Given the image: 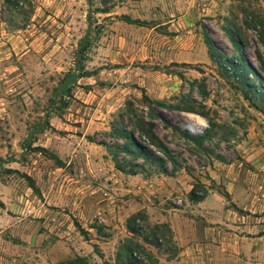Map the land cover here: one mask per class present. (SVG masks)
Instances as JSON below:
<instances>
[{"label":"rangeland","instance_id":"obj_1","mask_svg":"<svg viewBox=\"0 0 264 264\" xmlns=\"http://www.w3.org/2000/svg\"><path fill=\"white\" fill-rule=\"evenodd\" d=\"M73 263L264 264V0H0V264Z\"/></svg>","mask_w":264,"mask_h":264},{"label":"trees","instance_id":"obj_2","mask_svg":"<svg viewBox=\"0 0 264 264\" xmlns=\"http://www.w3.org/2000/svg\"><path fill=\"white\" fill-rule=\"evenodd\" d=\"M206 43L209 45L208 41ZM90 47H91V22L90 20H88V28L84 36L81 38L78 48H77V55H76L77 59L75 61V69L78 72H76L77 74H72L70 78L72 81L75 80V78L78 76H89L90 75V72L84 69V67L81 64V61L79 60V55L84 56V52H86ZM143 97L145 99H148L146 95H144ZM156 103L159 104L160 102L156 101ZM182 133L186 135L187 137H189L190 139H198V136L189 134L188 132H182ZM117 135L124 137L125 139H128L131 143L130 145H132L136 149L138 154L143 156L145 159L152 160V161H161V158L157 156L155 153H153L146 145L136 142L129 132L122 130V132H118ZM204 196H205V193L199 196L197 192H195L194 189H191L190 191L191 200H200ZM136 218L137 216L134 215L130 219L127 220V228L132 234H138V230L136 229V226H135ZM76 226H78V224H76ZM128 242H129L128 244L122 245L121 248L127 255L132 256V247L130 245L132 242L130 240ZM135 246L137 245L135 244ZM76 262H79V260ZM73 264H77V263H73Z\"/></svg>","mask_w":264,"mask_h":264},{"label":"crops","instance_id":"obj_3","mask_svg":"<svg viewBox=\"0 0 264 264\" xmlns=\"http://www.w3.org/2000/svg\"><path fill=\"white\" fill-rule=\"evenodd\" d=\"M170 16H173V14H170ZM184 16L185 15H182V17H184ZM182 17H179V19H176V18L173 19V17H172V19H170L168 21H171V25H173L175 22L178 23ZM177 30H179V29L177 28ZM191 36H193V35H191ZM172 41H175V42L178 41L183 46H186V44H188L187 46L192 45L191 38H189L187 35L184 36V35H182L180 33L176 34L174 36V40H172ZM195 54H192V56H190L189 54H184V52H181V53L179 52V53L176 54V58L175 59L178 62L185 61V59L187 57H189V59H190V57H193ZM208 202H209V195L205 196L203 200L198 202V205H202V204H205V203H208ZM166 220L170 222V226L172 227V229L175 230L178 227L179 233L175 235V239H176V243L180 247L179 257L181 256V258H182V255H184L186 253H190V249L194 247V245L196 244L197 239L195 237L193 238V237H189V236H188V238H186V236H184L182 234L181 227H182V225L185 222H184V220H182V215L180 214V212H171V211H169L168 212V217L166 218ZM261 238H263V235L259 237V239H261Z\"/></svg>","mask_w":264,"mask_h":264}]
</instances>
